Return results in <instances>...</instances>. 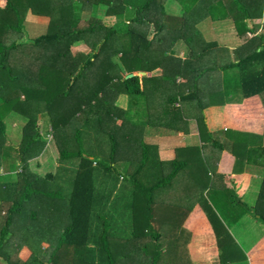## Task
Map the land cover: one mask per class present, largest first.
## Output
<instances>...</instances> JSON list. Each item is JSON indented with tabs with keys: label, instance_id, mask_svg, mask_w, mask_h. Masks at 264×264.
Segmentation results:
<instances>
[{
	"label": "trees",
	"instance_id": "1",
	"mask_svg": "<svg viewBox=\"0 0 264 264\" xmlns=\"http://www.w3.org/2000/svg\"><path fill=\"white\" fill-rule=\"evenodd\" d=\"M249 1L243 6L233 0L234 15L237 9L256 3ZM219 8L213 4L210 11ZM106 15H114L120 24L106 25ZM30 17H45V31L30 37L25 30ZM193 18L167 15L162 0H0V220L4 223L0 255L7 264H162L163 251L151 241V237L157 241L160 232L150 234L148 225L160 222L152 210L168 208L159 202L164 195L169 209L177 208L180 232H187L181 224L193 205L201 206L216 237L220 264H240L245 258L204 196L213 183L208 173L216 170L200 148L189 180L182 174L187 163L174 160L164 166L156 148L141 142L142 128L158 121L171 127L173 117L183 115L180 112L187 111L189 101L196 107L194 118L203 141L202 110L213 102L205 89L213 84L220 88L223 74L225 86L229 80L238 81L242 99L264 94V33L246 39L242 46L250 53L233 63L227 48L204 39L196 27L198 19ZM28 22L31 26L33 21ZM233 23L238 35L256 27L238 18ZM150 25L154 33L149 39ZM177 39L187 46L184 59L170 51ZM77 43L89 51L72 52L70 46ZM256 61L259 69L247 67L256 66ZM158 67L162 70L158 76L126 78L133 71L151 72ZM157 78L163 82L161 88L173 90L160 102V107H168L162 118L147 110L157 91L150 87ZM176 78L181 89L177 93ZM40 113L51 119L47 135L39 131ZM14 118L21 120L20 129L9 136ZM206 138L218 151L223 149L210 136ZM48 158L53 160L50 168ZM222 177L230 182L229 175ZM190 188L193 192L188 195ZM28 202L32 204L26 208ZM142 208H148L149 217L132 214ZM115 215L118 228L112 229L108 222L113 223ZM58 217L64 220L62 229ZM200 220L194 211L187 226H197ZM138 221L144 226L141 230H136ZM49 222L54 229L46 239L55 240L51 257L46 259V244L37 240V247L27 246L31 258L21 261L16 237H38L36 228L43 230L39 226ZM118 231L122 238L116 237ZM202 231L208 238L210 231L206 227ZM115 237L118 241L110 246ZM140 237L147 242L139 246ZM186 239L188 243L189 234ZM19 241L21 246L28 243L25 237ZM64 248H70L71 257L54 259L61 258Z\"/></svg>",
	"mask_w": 264,
	"mask_h": 264
},
{
	"label": "crops",
	"instance_id": "2",
	"mask_svg": "<svg viewBox=\"0 0 264 264\" xmlns=\"http://www.w3.org/2000/svg\"><path fill=\"white\" fill-rule=\"evenodd\" d=\"M237 1H240L243 6L251 3L249 0ZM162 4L167 15L181 16L187 14L191 18L194 16L193 19H198L196 27L200 30L204 39L214 41L218 46L227 48L228 56L233 63L237 62L242 54L250 53V48L242 46L246 39L264 33V0H256V3H252L251 8L237 9L236 15H234L235 11L231 8V5L235 4L233 0H162ZM213 4L219 5L220 8L210 11ZM198 6L201 8H198ZM237 18L246 22L248 27L253 28L254 24L256 27L253 30L248 29L243 35H238L233 23V20ZM41 19V17H38L32 21L38 22ZM107 19L110 26L114 25L117 20L114 15L103 17L104 21ZM153 33L154 27L150 25L147 37L150 39ZM186 48V44L177 39L171 45L170 51L175 52L177 57L180 56L184 59ZM256 62V66L252 67L247 64V67L259 69L261 64L258 61ZM251 65L255 64L252 62ZM161 71V68L158 67L151 72L142 71L144 73L138 76H158ZM137 72L140 71H133L134 74ZM237 74L239 79V70ZM178 82L179 78H176V93L181 90ZM225 83L226 75L223 74L220 88L217 84L216 86L213 84L212 89H205L207 99L212 98L213 102L206 105L202 110L205 119L204 124L200 127L205 138L203 141L200 140L197 122L194 118L196 107L193 102L189 101L185 102L187 112H180L183 115L174 116L175 118L173 117L171 120V127L161 125L158 121V125H147L142 128L141 142L145 146L156 148L158 158L164 166L171 164L174 160L180 163L185 162L188 166H195L197 148L199 147V151L203 152L210 167H214L216 170L215 174L208 173L213 183L210 186L211 189L204 192V196H207L240 252L245 255V258L242 257L243 259H240L239 263L264 264V112L262 111L261 102L262 99L264 100V94L242 99V91L237 80H229L226 86ZM162 85L163 82L159 81L158 78L153 82L150 88L157 89V91L149 100V108H147L149 112H155L156 115L160 114V118L166 113L164 108H168L160 107V102L167 100V93L173 91L170 86L166 87L167 89H164L165 85L161 88ZM162 89L164 90L161 92ZM188 91L190 89L184 90L183 93ZM182 102L184 101L181 100ZM121 106L125 107L126 104H121ZM209 136L212 140L219 142L223 148L221 151H218L217 147L213 146L206 138ZM234 143L240 144V151L234 150V147H232ZM2 173L3 171L0 169V174ZM223 174L229 175L230 182L222 177ZM0 181L2 180L0 179ZM4 181H6V178ZM226 187L229 190H225ZM194 211L204 221L197 223L196 228H191L187 226V223ZM1 212L3 216L4 210ZM3 224V221L0 220V228L3 227ZM47 224L52 225L51 222ZM200 224L202 229L207 227L210 231L208 238L206 231L200 232L202 230ZM181 226L189 234L187 249L192 264H220L214 231L199 204L193 205ZM16 227L19 226L16 225ZM16 227L13 226V229ZM62 228L61 226L60 229ZM13 243L16 244V242ZM191 244H194V246H191ZM200 244L206 245L207 255L204 254L206 250L198 253ZM130 245H132L131 249L135 248L133 244L130 243ZM20 252H24L25 258L30 254L27 247H23V251L20 249L18 255ZM135 253H139V251ZM141 253L138 254V258L141 257ZM196 253H198L197 258L201 259L200 262L202 263H197ZM0 264H7L1 255ZM49 264L56 263L50 262Z\"/></svg>",
	"mask_w": 264,
	"mask_h": 264
},
{
	"label": "rangeland",
	"instance_id": "3",
	"mask_svg": "<svg viewBox=\"0 0 264 264\" xmlns=\"http://www.w3.org/2000/svg\"><path fill=\"white\" fill-rule=\"evenodd\" d=\"M198 8H201V7L198 6ZM191 11H193V9H191ZM83 14L86 16L85 13H82V16L83 17H84ZM41 18L42 19L39 20L38 22H32L31 26H29V23L30 22H28V21L35 20V19H33V18H31V19L30 18H27L28 21L26 22V25H28L29 28L28 29L25 28V30H27L30 33V37L31 36L32 37L33 36H36L37 34L45 31V24H46L45 22H47V21H45V19H46L45 17H41ZM103 22L106 25H108V19L105 20V21L103 20ZM119 24H120V22L117 19L115 21L114 25L118 26ZM88 48L89 47H86L85 44H83V43L72 44L70 46V50L72 52H77V51H85V52H88L89 51ZM19 56H21V55L19 54L18 57ZM174 105L175 106H178L179 105V102H176ZM37 120H38L39 131L43 132L44 135H47L45 132H51V128H52V126H51V119H50V116L47 113H40V114H38ZM10 122L12 123V129L9 130L8 135L9 136H11V135L13 136L14 133L17 130L20 129V127H19L20 125L19 124L21 123V120L18 119V118H14V119H11ZM48 136H49V134H48ZM232 147H234V150H239L240 151V144L239 143H234ZM51 149H52V146H51ZM191 149H193V148H191ZM51 151H52L51 153H55L56 152V151H53V150H51ZM52 164H53V160H51V159L48 158V160L46 161L47 167L50 168ZM52 169H53V166H52ZM182 174L188 175L187 177L190 180V178L193 177L192 174L194 175V166H192V165L189 166L187 168V171L182 170ZM60 175H61V177L64 176L62 173ZM64 178H65V176L63 177V179ZM182 183H184V182H182ZM185 183L188 184V182H185ZM192 184H194V183L190 182V185H192ZM47 185L50 186L51 183L50 184L47 183ZM179 186L181 187L182 185L179 184ZM185 187H186V185H183V187H181V189L184 190ZM64 192H67L66 189H64ZM192 192H193V190H192V188H190L189 191L187 192V194L190 195ZM64 196H65V194H64ZM164 197H165V195L163 196V200H160L159 201L160 202V205L161 206L162 205L163 206H166L168 208H164V209H158L157 208L156 211L155 210H152L153 213L157 215V218H160V222L159 221H156V222L150 223L148 225L149 227H152V228H150L152 230L150 234H153L155 231H157V232H160V237L158 238L157 241H153V238L151 237V239H152L151 241L153 243H156V246L157 245L158 246L160 245V247H161V249L163 251L162 254H161V257H160L162 264H192L191 263L192 260L190 259L189 255H188V252H187V244H186L187 243V239L186 238H188V233L185 232V231H182V232L179 231L180 219L176 216L177 215V210H176L177 208L176 209L174 208L175 210L169 209L170 208V205L169 204H165V203H167L166 202L167 200H165ZM31 204H32V202H28V205H25V204L24 205L26 206V208H29V206ZM172 207H174V206H172ZM132 214L137 215V217H138V214L141 215V216H143V217H149V215L151 214V212L148 210V208H142L141 210L140 209L137 210V213L135 211ZM173 216H175L176 218H173ZM114 218H115V221L113 223H111L110 221L109 222L107 221L108 224L110 225V227L112 229L118 228V226H116L117 215H115ZM122 218L124 219V215L122 216ZM59 221L61 223L60 224L57 223V226H59V228H61V226L64 225V223H62V221L64 222V220L61 217V218H59ZM202 221H204V220L202 219V220L196 222L195 225H197V223H201ZM125 224L128 225V226H130L126 222H125ZM126 225L124 227L125 229L128 228ZM131 226H133V224H131ZM188 226L191 227V228H196L197 227V226H193V225H190V224ZM203 226H205V225H203ZM39 227H42L44 229L43 230H38L36 228V233H38V237L37 236H34V238L32 239V238H30L31 237L30 235H26V234L23 235V236L21 235L20 237H21V239L23 237H25V239L28 240V243L23 245L24 248H26L29 245L30 246H36L37 247V244L40 243L37 240L41 241L42 243H45L46 244L45 247L47 248V250H46V253H47L46 254V259H49V257H51V254H52L51 247L55 246V245H53L55 243V240H53V238H51L50 241H48L46 239V237H49L51 235V233L53 232L54 227L52 225L46 224V223L41 224ZM142 228H144L143 224H141L140 221H138V223H136V230H141ZM56 231H58V230H56ZM120 232L121 231H118L116 233V237H121V235H119ZM116 237H115L114 240H112V242L109 243L110 246H111V244L114 245L118 241L119 238H116ZM16 239L19 242L18 243V246L19 245L21 246V242L19 241L21 239L19 237H16ZM146 240L147 239L142 240V238L140 237L138 239V242H139L138 245L140 246V245L143 244V242H147ZM199 243H200V241H199ZM20 246L18 247V249H21L23 251V246H21V248H20ZM191 246H194V244H191ZM174 247H176V248H174ZM195 247H198V246H195ZM204 248H207L206 245L200 244V248H199L198 253L200 251L204 250ZM28 250L30 251V249H28ZM23 253L24 252H20L19 255H17V256L19 257V259H21V261H26L28 258L29 259L31 258L32 250H31V253L28 255L27 258L24 257ZM198 253L195 254V257L197 259V263H202V262H200L201 259L197 258L198 257ZM204 254H206L205 251H204ZM226 254H228V253H226ZM68 257H71L70 248H64V253L61 255V258L60 257H54V259L61 260L63 258H68ZM52 259H53V256H52L51 260ZM149 260H150V257H149Z\"/></svg>",
	"mask_w": 264,
	"mask_h": 264
},
{
	"label": "water",
	"instance_id": "4",
	"mask_svg": "<svg viewBox=\"0 0 264 264\" xmlns=\"http://www.w3.org/2000/svg\"><path fill=\"white\" fill-rule=\"evenodd\" d=\"M143 73H144V72H142V71L137 72L136 74H134V73H129V74L126 75V78H127V77H130V76H133V75L143 74Z\"/></svg>",
	"mask_w": 264,
	"mask_h": 264
}]
</instances>
